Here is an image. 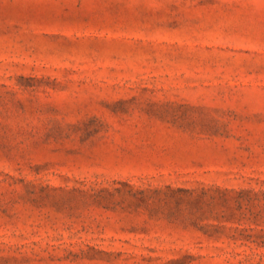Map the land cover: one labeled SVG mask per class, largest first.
<instances>
[{"label":"rangeland","instance_id":"374dc122","mask_svg":"<svg viewBox=\"0 0 264 264\" xmlns=\"http://www.w3.org/2000/svg\"><path fill=\"white\" fill-rule=\"evenodd\" d=\"M0 264H264V0H0Z\"/></svg>","mask_w":264,"mask_h":264}]
</instances>
